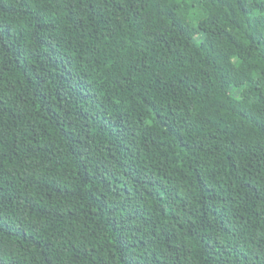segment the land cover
Masks as SVG:
<instances>
[{"label":"trees","instance_id":"obj_1","mask_svg":"<svg viewBox=\"0 0 264 264\" xmlns=\"http://www.w3.org/2000/svg\"><path fill=\"white\" fill-rule=\"evenodd\" d=\"M0 264H264V0H0Z\"/></svg>","mask_w":264,"mask_h":264}]
</instances>
